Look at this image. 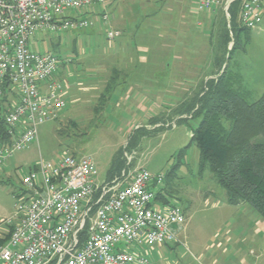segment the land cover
<instances>
[{"label": "rangeland", "instance_id": "rangeland-1", "mask_svg": "<svg viewBox=\"0 0 264 264\" xmlns=\"http://www.w3.org/2000/svg\"><path fill=\"white\" fill-rule=\"evenodd\" d=\"M174 1L116 0L114 5L120 3L119 6H107V11L118 18L114 23L111 21V24H116L124 32L112 41L107 39L106 28L101 20H97L91 28L60 33V37L48 32L34 34L31 48L38 52L50 50L60 55L62 61L56 75L68 80L72 78L69 81L71 90L78 93L76 97H79V102L69 106L71 110L68 114L76 118L78 126L63 122L60 113L58 118L39 126L38 141L15 152L7 162L0 165V235L8 232L10 224L7 225L6 220L15 214V203L19 200L17 193L22 191V176L42 158L57 161L72 152H76L77 156L90 155L97 163L99 178L103 179L121 151L125 166L120 173L129 164L130 158L133 170L146 168L153 175L163 173L166 176L163 186L168 187L170 192L167 197L172 203L180 205L186 214V225L189 227L184 231L186 240L190 234L195 238L196 234H206L211 227L216 230L221 224H216L214 220L217 222V219L223 217L240 218L243 224L242 230L238 231L251 233L252 227L256 226L258 212L244 202L231 208L233 212L225 209L228 203L226 190L214 180L211 171H200L199 149L195 144H191L183 155H179V151L189 145L198 119L178 115L172 118L176 120V126L166 127L172 121L167 117L172 116L170 113L177 105L176 99L172 97L176 94L184 98L190 92L198 91L199 84L207 80L210 70L209 62L203 60L210 56L212 60L215 58L224 29L233 38L230 11L225 10L223 4L216 7L213 12L215 22L211 26L212 23L205 18L207 12H196V7L191 6V12L196 14L190 12L189 19L194 24L190 33H186L188 29L185 26L188 23L174 14V7L178 8ZM155 8L156 14H151ZM172 8L175 10L172 11ZM123 20H127L128 24H121ZM247 35L248 39L245 40ZM241 38V45L227 61L234 71L242 75V88L246 97L254 101L264 92V18L256 28L243 31ZM139 45L147 47L146 53H143L146 61L139 62L137 59L129 63L132 70L129 77L132 80L124 78L125 75L116 77L113 80L117 83L116 88L110 97L106 96L108 102L103 104L105 99L99 97V110H94L98 98L91 99L89 95L95 102L88 103V94L78 91L72 80H81L85 85L91 73L111 65L108 63L109 57L115 56L118 63L124 64L138 54ZM232 46L233 40L229 43L225 58ZM186 53L192 57L175 60L178 55L182 57ZM214 67L213 64L211 77L216 76ZM173 68L178 70L172 71ZM198 78H203L202 82ZM146 98H149L148 102ZM149 101L150 104L158 101V106L147 104V107L156 112L157 116L168 120L163 129L141 137L137 147L129 150L126 146L134 135L133 126L144 123L147 115V111L142 110L138 103L146 105ZM148 129L153 131V128ZM154 203L162 204L160 201ZM263 235L264 232L261 238ZM142 248L149 249V246L144 244L136 250L143 252Z\"/></svg>", "mask_w": 264, "mask_h": 264}, {"label": "built area", "instance_id": "built-area-1", "mask_svg": "<svg viewBox=\"0 0 264 264\" xmlns=\"http://www.w3.org/2000/svg\"><path fill=\"white\" fill-rule=\"evenodd\" d=\"M110 1L0 0V110L11 138L0 142V165L38 141L39 126L66 107L63 83L56 77L62 59L50 50H33L34 34L60 36L101 20L113 40L121 32L110 25ZM233 1L197 0L196 10L211 12L222 4L228 10ZM240 7L242 26L261 24L264 0H242ZM98 177L89 155L42 158L22 176L15 214L6 220L14 228L0 247V264H151L150 248L180 242L184 210L175 203H154L163 173L136 168L111 179ZM144 244L149 249L138 252Z\"/></svg>", "mask_w": 264, "mask_h": 264}, {"label": "trees", "instance_id": "trees-1", "mask_svg": "<svg viewBox=\"0 0 264 264\" xmlns=\"http://www.w3.org/2000/svg\"><path fill=\"white\" fill-rule=\"evenodd\" d=\"M240 5L241 0H236L230 5V29L233 38L229 31L224 29L223 39L218 43L219 51L215 57L216 76L207 79L194 96L176 106L170 113L172 116L167 118L172 120L174 116L187 115L198 119L189 145L181 149L179 155H183L191 144H195L199 149L200 171H211L214 180L226 190L227 201L233 205L248 203L264 219V92L257 100L250 101L242 88V75L234 71L227 61L241 45L242 32L250 30L239 22ZM232 40L233 46L225 58ZM168 119L163 116L151 119L153 124H163L153 128V131L145 127L135 129L126 148L135 149L141 137L163 129ZM171 127L170 125L167 128ZM6 132L7 126L0 110L1 143L11 142ZM122 154L121 151L113 160L107 179L120 173L125 166ZM167 193H170L168 187L162 184L156 196V200L162 202L159 206L172 203ZM8 227V232L0 235V247L8 242L14 224ZM81 237L83 240L85 232Z\"/></svg>", "mask_w": 264, "mask_h": 264}, {"label": "crops", "instance_id": "crops-1", "mask_svg": "<svg viewBox=\"0 0 264 264\" xmlns=\"http://www.w3.org/2000/svg\"><path fill=\"white\" fill-rule=\"evenodd\" d=\"M196 1L197 0H176L174 1V3H176L178 8L174 7L176 10L172 8V11L175 10L174 14L177 15L178 17H182V19H184L183 21L186 24L188 23L185 26V28L188 29V32L186 33H190L189 31L192 30V26H193L192 24H194V21L189 19V14L192 11L191 6L196 7ZM115 2L116 0H111L108 6H112L116 4ZM119 4H117L116 6L118 7ZM215 9L211 12H207L205 15V18H207L209 22L212 23L211 26L215 22L214 18H216V16L213 18V12L215 11ZM155 10L156 8L152 9L151 14H156ZM109 14H110V25L112 29L120 31L122 35L124 30L122 28H119V26H116V24H113V25L111 24V21H113L114 23V21L118 20V18H116L115 14L112 12ZM193 14H196V13H192V15ZM126 21L127 20L121 21V24L126 23L125 25H127L128 23ZM199 25H200V22H199ZM188 46H190V44ZM138 48H139L138 54L133 59L127 60L124 64L122 62L118 63L116 61L115 56L109 57L110 61L108 63L109 64L111 63V65L107 67H102L101 69H99V72L97 73L96 72L94 74L91 73V76L87 79L85 85L83 84L81 80H78V81L72 80L73 86L75 85V88L77 86L78 91H82L86 95L88 94L87 96L88 99L86 100L88 103H94L95 101L91 99L98 98L97 99L98 102L96 103L97 105L94 107V110L96 111L99 110L98 109L99 97H102L105 99L103 104L108 102L107 100L108 97L106 96L110 97L114 88H116L115 86L117 83L113 81V80H116V77L125 75L123 76L124 78L131 79L129 75L131 74L132 70H131V67H129L128 65L129 63H132L134 60H137V59H138L137 61L139 62L146 61V57L143 56L144 55L143 53H146L147 47H143L139 45ZM187 56H189V58L192 57V55H190L189 53H186V56L184 55L181 57L180 55H178V57L175 60L185 58ZM203 61L205 63L209 62L210 64L209 65L210 70L207 73L209 75L206 76L207 77L206 79L212 78L211 71L213 69V64L215 66L214 68L217 69L215 65V58L212 60L210 56L208 59L206 60L204 59ZM117 65H118V68H115V66ZM173 70L177 71L178 69L173 68L172 71ZM56 77L63 83V98L66 103L65 109L61 111L60 118L63 122L64 121L67 122L70 126L71 124L78 126V122L76 118L68 114L69 110H71V107L69 106L71 104H74L75 102H79L78 101L79 97L78 96L76 97L78 93H73L71 90L72 87L69 81L72 78L68 80V78H59L57 75ZM60 77H64V76H60ZM198 79L201 82L203 80V78H198ZM65 81H67V84ZM201 86L202 85L199 84L200 88ZM131 92L132 93H130V95L132 96L133 91ZM196 92L197 91H194L193 93L190 92L184 98H180L176 94L174 95L173 92H170V93L174 95L172 99H176L177 105L175 106H178L179 104H181V102L185 101L187 98L194 96ZM89 95L91 99L89 98ZM147 104L153 105L154 107H156L159 105V102L154 101V104H150V101H149V103H146V105L143 104L142 102L138 103V106H141L142 110L147 111V115L145 117L144 123L141 122L133 126L135 127V129H138L141 127L152 129L156 127H161V125H163L161 122H158L155 124L151 122V119H154L156 117L160 118V116H157V114H155L156 112H154L152 109L151 110L153 112L149 110L150 108L147 107L148 106ZM150 112H152V114H150ZM150 116L151 118L149 119ZM183 116H187V115H183ZM172 121L175 122V126H176V120H172ZM166 127H169V126L166 125ZM72 153L73 155L77 156L76 152H72ZM83 155H86V154H83ZM83 155H80V156H83ZM131 164L132 162H129V164H127L125 169H132ZM107 176H108V171H107L106 176L103 179L99 177L98 179L102 181V180L107 179ZM241 204L242 203L233 205L228 202L225 205V209L233 212L231 208L238 207ZM262 220L264 219L260 215H258L255 218L256 226L254 228L252 227V229L250 230L251 233H248V232L245 233V232L238 231V230H242V224H243L240 218L237 217L235 219L233 217H230V218L223 217V219H217V222L214 220L216 224L218 223L221 224L216 230H214V228L211 227L210 230L206 234H203V235L196 234L195 238H192V235L190 234L188 240H186L184 231L188 230L189 227H188V224L186 225L185 223L179 232L180 242L162 244L154 248H150L148 250V257L151 261V264H264V235L261 238V233L264 232V221Z\"/></svg>", "mask_w": 264, "mask_h": 264}, {"label": "water", "instance_id": "water-1", "mask_svg": "<svg viewBox=\"0 0 264 264\" xmlns=\"http://www.w3.org/2000/svg\"><path fill=\"white\" fill-rule=\"evenodd\" d=\"M226 66V65H225Z\"/></svg>", "mask_w": 264, "mask_h": 264}]
</instances>
